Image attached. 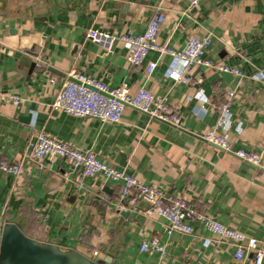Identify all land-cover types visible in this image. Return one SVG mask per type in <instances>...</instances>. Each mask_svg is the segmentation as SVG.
<instances>
[{
    "label": "crops",
    "instance_id": "1",
    "mask_svg": "<svg viewBox=\"0 0 264 264\" xmlns=\"http://www.w3.org/2000/svg\"><path fill=\"white\" fill-rule=\"evenodd\" d=\"M156 7L165 14L156 42L180 50L190 36L208 37L205 58L240 75L192 68L189 82L175 80L171 57L148 52L140 66L127 47L109 51L85 37L87 30L142 34ZM39 65H32L30 55ZM149 63L156 66L146 72ZM81 73L131 93L147 88L180 112L174 127L126 107L117 123L54 110L60 84ZM53 79L54 82H50ZM230 101V117L216 130L230 140L226 152L202 140ZM0 158L19 164L17 177L0 172V222L60 251L80 250L102 264H254L264 254V171L234 156L264 158V2L262 0H0ZM39 131L99 160L164 196L256 240L244 259L234 245L191 222V235L165 232L166 222L147 215L146 201L120 199L118 183L81 170L60 157L33 161L29 142ZM156 239L164 253L140 249ZM245 245V243H244ZM264 264V260L262 262Z\"/></svg>",
    "mask_w": 264,
    "mask_h": 264
},
{
    "label": "built area",
    "instance_id": "2",
    "mask_svg": "<svg viewBox=\"0 0 264 264\" xmlns=\"http://www.w3.org/2000/svg\"><path fill=\"white\" fill-rule=\"evenodd\" d=\"M165 22V14L160 7H156L150 17L146 29L142 34L124 33L112 35L98 30L89 29L85 37L96 43L102 50L109 51L115 41L124 43L127 47L126 60L132 66H140L148 52L156 51L168 55L178 67L175 80L189 82L187 74L192 68L204 67L233 75H240L236 68L215 64L205 58V50L209 46L208 37L190 36L180 50H173L156 42L158 32ZM156 64L149 63L146 72L151 74ZM73 81H64L60 84L51 108L79 118H94L102 123H117L122 117L124 108L129 107L145 114L150 118L169 124L180 126V112L176 106L169 105L164 98L155 97L147 88H139L131 93L127 86L110 88L104 83L81 73L70 76ZM50 82H54L50 79ZM234 92L228 91L226 102L218 108V118L212 130L201 136L202 140L226 152H231L230 140L226 135L216 132L229 119L230 101ZM0 100L18 104V98L0 94ZM30 156L33 161H43L51 157H60L68 161L73 167L81 170L82 178L101 176L105 180L113 181L120 186V199L131 197V201L144 200L149 207L147 215H157L165 222L167 235L181 233L191 235L193 227L191 222H199L203 227L219 239L234 245L233 258L236 261L244 259L245 250H255L257 242L247 238L244 234L228 228L208 215L192 210L180 197L164 196L156 187L145 185L133 176L125 175L113 166L97 158L89 151L78 150L71 145L60 142L39 131L29 142ZM234 156L257 169L264 171V158L262 155L245 150L233 152ZM0 172L17 177L22 173L19 164L0 158ZM245 243V245H244ZM140 249L164 253V247L156 239L143 243ZM264 254L257 252L254 264H262Z\"/></svg>",
    "mask_w": 264,
    "mask_h": 264
},
{
    "label": "water",
    "instance_id": "3",
    "mask_svg": "<svg viewBox=\"0 0 264 264\" xmlns=\"http://www.w3.org/2000/svg\"><path fill=\"white\" fill-rule=\"evenodd\" d=\"M30 58L33 66L39 65L35 54ZM98 257L92 258L80 250L60 251L55 246L39 244L25 237L17 225L0 222V264H102Z\"/></svg>",
    "mask_w": 264,
    "mask_h": 264
}]
</instances>
